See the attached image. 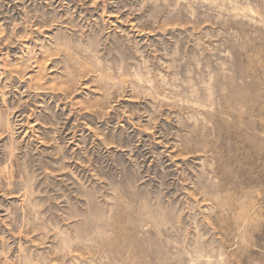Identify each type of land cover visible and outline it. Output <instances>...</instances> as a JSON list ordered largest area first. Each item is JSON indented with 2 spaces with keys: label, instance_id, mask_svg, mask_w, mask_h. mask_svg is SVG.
Listing matches in <instances>:
<instances>
[{
  "label": "rangeland",
  "instance_id": "374dc122",
  "mask_svg": "<svg viewBox=\"0 0 264 264\" xmlns=\"http://www.w3.org/2000/svg\"><path fill=\"white\" fill-rule=\"evenodd\" d=\"M0 264H264V0H0Z\"/></svg>",
  "mask_w": 264,
  "mask_h": 264
}]
</instances>
